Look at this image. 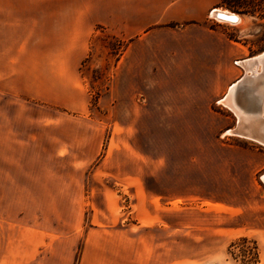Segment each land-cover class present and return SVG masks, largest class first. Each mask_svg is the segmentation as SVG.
I'll return each mask as SVG.
<instances>
[{
    "label": "rangeland",
    "instance_id": "rangeland-1",
    "mask_svg": "<svg viewBox=\"0 0 264 264\" xmlns=\"http://www.w3.org/2000/svg\"><path fill=\"white\" fill-rule=\"evenodd\" d=\"M70 3L0 0V264H264V148L225 136L237 120L215 103L149 116L113 29L63 49L51 17ZM216 8L241 20L206 23L235 59L264 54V0Z\"/></svg>",
    "mask_w": 264,
    "mask_h": 264
},
{
    "label": "crops",
    "instance_id": "crops-1",
    "mask_svg": "<svg viewBox=\"0 0 264 264\" xmlns=\"http://www.w3.org/2000/svg\"><path fill=\"white\" fill-rule=\"evenodd\" d=\"M219 2L71 0L65 17L62 15L60 19V13L52 15L50 26L55 28L57 36L64 33L70 37L65 45L71 47H64L66 51L84 50L97 26L113 29L127 40L116 60V67H120L116 78L148 85L141 104L145 103L149 116L206 115L215 103L237 120L236 126L225 132L235 130L239 136L236 133L225 136L256 141L264 148L261 111L264 75L260 73L264 54L247 60L235 59L236 51L241 52L238 43L207 27L211 13L219 9L216 8ZM37 8L33 21L30 13L23 16L25 23L32 22V27L37 26V19L42 20V9ZM251 60L255 62L251 64L259 63L254 70L251 65L247 69L242 66ZM3 74L2 78L8 77ZM162 122L169 124L171 120L162 119Z\"/></svg>",
    "mask_w": 264,
    "mask_h": 264
},
{
    "label": "bare ground",
    "instance_id": "bare-ground-1",
    "mask_svg": "<svg viewBox=\"0 0 264 264\" xmlns=\"http://www.w3.org/2000/svg\"><path fill=\"white\" fill-rule=\"evenodd\" d=\"M220 10V9H219ZM220 13V12H219ZM221 13H223V12H221ZM230 13V12H229ZM221 16V18L223 19V20H228V21H234V22H231V23H236V22H238V24L241 22V20H240V18L239 17H237L236 15H234V14H228V13H223L222 15H220ZM232 17H235V20H232L231 18ZM263 58H264V56H263ZM254 60H251V62H245V63H242V65H243V67H245L246 69H247V67L248 66H250L251 68H252V70H254V68H255V66L257 65H259V63L258 64H251V63H255V62H253ZM247 136H249V135H247ZM245 137V136H244ZM250 137V136H249ZM254 142H256V141H254ZM262 142V141H261ZM257 143V142H256ZM264 143V142H263Z\"/></svg>",
    "mask_w": 264,
    "mask_h": 264
},
{
    "label": "water",
    "instance_id": "water-1",
    "mask_svg": "<svg viewBox=\"0 0 264 264\" xmlns=\"http://www.w3.org/2000/svg\"><path fill=\"white\" fill-rule=\"evenodd\" d=\"M214 18H216L218 21H220V22H228V23H230V22H234V21H228V20H222V18H221V16L220 15H218V13H217V11H215L214 13Z\"/></svg>",
    "mask_w": 264,
    "mask_h": 264
},
{
    "label": "snow or ice",
    "instance_id": "snow-or-ice-1",
    "mask_svg": "<svg viewBox=\"0 0 264 264\" xmlns=\"http://www.w3.org/2000/svg\"><path fill=\"white\" fill-rule=\"evenodd\" d=\"M231 19H232V20H235V17H232Z\"/></svg>",
    "mask_w": 264,
    "mask_h": 264
},
{
    "label": "built area",
    "instance_id": "built-area-1",
    "mask_svg": "<svg viewBox=\"0 0 264 264\" xmlns=\"http://www.w3.org/2000/svg\"><path fill=\"white\" fill-rule=\"evenodd\" d=\"M215 11H216V10H214L213 12H215ZM213 12H212V13H213Z\"/></svg>",
    "mask_w": 264,
    "mask_h": 264
}]
</instances>
